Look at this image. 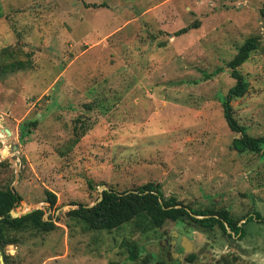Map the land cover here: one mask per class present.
<instances>
[{"label":"rangeland","instance_id":"374dc122","mask_svg":"<svg viewBox=\"0 0 264 264\" xmlns=\"http://www.w3.org/2000/svg\"><path fill=\"white\" fill-rule=\"evenodd\" d=\"M263 3L0 0V49L29 59L0 79V187L21 195L15 213L48 206L46 188L57 197L45 213L57 227L19 233L4 249L10 260L0 250V264H138L149 254L155 264L183 236L194 248L178 246L180 264H264V145L234 149L221 105L235 82L225 64L254 36L258 47L239 67L248 89L231 105L248 134H264ZM147 182L192 208L249 218L243 234L137 218L94 230L66 212L73 202L92 205L105 188Z\"/></svg>","mask_w":264,"mask_h":264},{"label":"trees","instance_id":"16d2710c","mask_svg":"<svg viewBox=\"0 0 264 264\" xmlns=\"http://www.w3.org/2000/svg\"><path fill=\"white\" fill-rule=\"evenodd\" d=\"M2 16L3 12L0 8V18ZM191 25L189 27L199 26L198 21H194ZM187 30L188 27H183L176 34ZM257 47L258 40L256 37L250 36L246 38L237 48L235 55L225 64L235 82L221 98L222 112L229 129L237 134L232 139V146L240 152H260L264 145V134L259 136L248 134L246 127L240 124L234 116L231 105L233 99L243 96L248 89V82L240 72L239 67ZM28 62L29 59H19L8 47L1 48L0 79H5L15 71L26 68ZM221 69L222 67L216 68L213 72L206 74V77L214 75ZM87 108H91V105H88ZM28 124L35 128L38 120H31ZM20 132H22V129ZM22 136L23 133H20V138ZM87 184L90 189L93 188L91 181H88ZM44 194L48 206H37L22 215L12 216L10 211L18 206L22 197L9 185L0 187V250H2L3 260H10V256L4 253V249L7 245L15 244L19 241V233L50 231L57 227L49 216H45L46 211L55 206L56 194L47 188L44 190ZM66 212L70 218L79 220L85 224L86 228L94 230H112L137 218L143 223H148L149 227H161L166 221L184 222L204 230H211L218 226L228 236H231V232L238 236L243 234L242 225L249 219L246 218L239 223L240 220L233 219L225 208L195 209L189 205L182 204L174 196L164 198L159 185L153 182H147L135 189L125 191H116L111 187L105 188L92 205L73 202ZM128 251L130 260L135 261L139 258L140 251L136 244L129 246ZM193 258L194 253H190L186 256V261L192 263L194 262ZM150 260L151 254L146 255L138 264H148ZM155 264L180 263L175 258L159 257ZM195 264L206 263L197 262Z\"/></svg>","mask_w":264,"mask_h":264},{"label":"water","instance_id":"95a60500","mask_svg":"<svg viewBox=\"0 0 264 264\" xmlns=\"http://www.w3.org/2000/svg\"><path fill=\"white\" fill-rule=\"evenodd\" d=\"M6 132L8 134H10V131L7 128H6ZM10 212H11L12 216H19V215L24 214V213H15L13 210H11ZM174 243H175V240H172L171 241V248H170V250L172 251V256H173V258H178L179 262L182 263V262H184V260L182 258V253L174 251V247H173ZM180 246L183 248L184 252L192 250L194 248L192 240H190L186 236L182 237V241L180 243ZM0 256H1V254H0Z\"/></svg>","mask_w":264,"mask_h":264},{"label":"flooded vegetation","instance_id":"af4514ba","mask_svg":"<svg viewBox=\"0 0 264 264\" xmlns=\"http://www.w3.org/2000/svg\"><path fill=\"white\" fill-rule=\"evenodd\" d=\"M173 240V239H172ZM172 240H170L169 242H168V249H169V257H171V258H173V256H172V251L170 250V248H171V241ZM176 242V241H175ZM179 242V241H178ZM178 246H180V244H178L177 246H175V245H173V247H174V251L176 250V252H180V251H178L177 250V248H178ZM181 247V246H180ZM182 248V247H181ZM182 250H183V248H182ZM181 250V251H182ZM181 253V252H180ZM175 259H178V258H175ZM179 260V259H178Z\"/></svg>","mask_w":264,"mask_h":264}]
</instances>
